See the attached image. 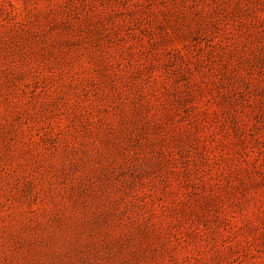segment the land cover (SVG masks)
<instances>
[{
	"label": "rangeland",
	"instance_id": "rangeland-1",
	"mask_svg": "<svg viewBox=\"0 0 264 264\" xmlns=\"http://www.w3.org/2000/svg\"><path fill=\"white\" fill-rule=\"evenodd\" d=\"M0 264H264V0H0Z\"/></svg>",
	"mask_w": 264,
	"mask_h": 264
}]
</instances>
